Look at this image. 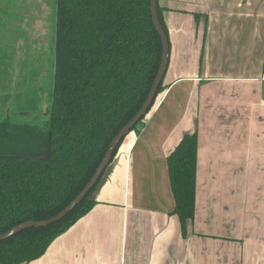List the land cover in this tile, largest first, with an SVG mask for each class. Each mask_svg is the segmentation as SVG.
I'll return each instance as SVG.
<instances>
[{
  "label": "crops",
  "instance_id": "obj_1",
  "mask_svg": "<svg viewBox=\"0 0 264 264\" xmlns=\"http://www.w3.org/2000/svg\"><path fill=\"white\" fill-rule=\"evenodd\" d=\"M169 57L152 107L92 208L20 264H264V0H158ZM196 133L193 217L173 212L167 156Z\"/></svg>",
  "mask_w": 264,
  "mask_h": 264
},
{
  "label": "trees",
  "instance_id": "obj_2",
  "mask_svg": "<svg viewBox=\"0 0 264 264\" xmlns=\"http://www.w3.org/2000/svg\"><path fill=\"white\" fill-rule=\"evenodd\" d=\"M54 7L48 115L37 122L10 120V115L0 119V234L26 221L51 218L78 195L112 139L144 103L161 61L150 0H54ZM157 14L168 37L158 0ZM22 113L17 111L18 117ZM196 154L192 132L167 156L173 212L182 231L194 213ZM94 187L61 220L0 241V264L40 257L92 208Z\"/></svg>",
  "mask_w": 264,
  "mask_h": 264
},
{
  "label": "rangeland",
  "instance_id": "obj_3",
  "mask_svg": "<svg viewBox=\"0 0 264 264\" xmlns=\"http://www.w3.org/2000/svg\"><path fill=\"white\" fill-rule=\"evenodd\" d=\"M54 8V0H0L1 120L10 115V120L37 122L48 115Z\"/></svg>",
  "mask_w": 264,
  "mask_h": 264
},
{
  "label": "water",
  "instance_id": "obj_4",
  "mask_svg": "<svg viewBox=\"0 0 264 264\" xmlns=\"http://www.w3.org/2000/svg\"><path fill=\"white\" fill-rule=\"evenodd\" d=\"M150 12H151V19L153 22V26L158 33L161 45H162V52H161V61L160 65L157 71V74L153 80V83L151 85V88L149 90V93L140 107V109L136 112V114L131 118V120L125 124L119 132L115 135V137L112 139L110 144L108 145L100 163L98 164L96 171L94 175L91 177L89 182L83 187V189L78 193V195L67 205L65 206L61 211H59L56 215L53 217L41 220V221H26L23 223H20L18 225L13 226L8 231L0 234V241L10 238L11 236L15 235L19 231L31 228V227H46L49 226L59 220H61L63 217H65L68 213H70L81 201L82 199L89 193V191L96 186L98 183L100 177L102 176L104 170L106 169L107 165L111 161L112 154L116 147L120 144L122 139L133 129V127L137 124L139 120H142L144 116L146 115L148 109L153 104L154 98L156 96L158 86L162 81V77L164 75V72L166 70L167 64H168V57H169V42L168 37L166 36L165 32L163 31L157 14V0H150Z\"/></svg>",
  "mask_w": 264,
  "mask_h": 264
}]
</instances>
